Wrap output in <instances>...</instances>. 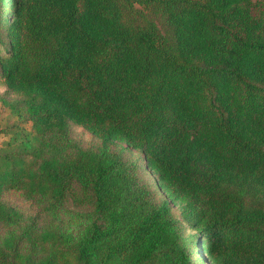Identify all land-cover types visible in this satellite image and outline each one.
<instances>
[{
	"label": "trees",
	"instance_id": "trees-1",
	"mask_svg": "<svg viewBox=\"0 0 264 264\" xmlns=\"http://www.w3.org/2000/svg\"><path fill=\"white\" fill-rule=\"evenodd\" d=\"M0 84V264H264V0H0Z\"/></svg>",
	"mask_w": 264,
	"mask_h": 264
},
{
	"label": "rangeland",
	"instance_id": "rangeland-1",
	"mask_svg": "<svg viewBox=\"0 0 264 264\" xmlns=\"http://www.w3.org/2000/svg\"><path fill=\"white\" fill-rule=\"evenodd\" d=\"M3 91L4 88L0 84V94L3 93ZM7 123H8V112L7 110L3 109L0 104V130L6 127ZM30 126H31L30 124L26 125L27 128H30ZM70 131H71V137L74 139V141L84 148L97 146L100 144V141L96 137H94L91 133H89L82 127L72 125ZM5 140L6 137L0 133V146ZM3 199L7 203L16 206L25 213L35 214L37 211L32 204L28 202H24L21 198H19L17 194L9 193L5 195ZM176 213L178 212L176 211Z\"/></svg>",
	"mask_w": 264,
	"mask_h": 264
}]
</instances>
